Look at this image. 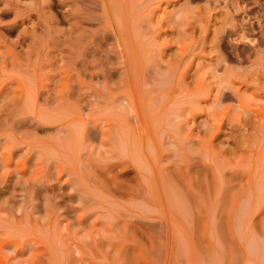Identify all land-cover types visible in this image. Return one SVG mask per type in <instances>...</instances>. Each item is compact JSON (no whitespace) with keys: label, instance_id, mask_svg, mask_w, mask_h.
Masks as SVG:
<instances>
[{"label":"rangeland","instance_id":"rangeland-1","mask_svg":"<svg viewBox=\"0 0 264 264\" xmlns=\"http://www.w3.org/2000/svg\"><path fill=\"white\" fill-rule=\"evenodd\" d=\"M0 264H264V0H0Z\"/></svg>","mask_w":264,"mask_h":264}]
</instances>
